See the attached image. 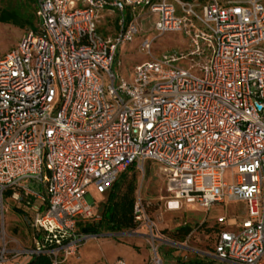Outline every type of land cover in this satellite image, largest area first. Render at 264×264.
<instances>
[{
	"label": "built area",
	"instance_id": "1",
	"mask_svg": "<svg viewBox=\"0 0 264 264\" xmlns=\"http://www.w3.org/2000/svg\"><path fill=\"white\" fill-rule=\"evenodd\" d=\"M32 6L35 28L0 57V264H68L95 237L79 227L101 222L89 189L100 196L148 161L160 166L167 211L242 203L243 217L216 219L212 255L264 264V1ZM104 15L112 35L99 32ZM153 15L157 35L179 33L190 48L152 56L155 38L144 39L148 59L123 78L118 51ZM6 206L23 221L21 238L6 232ZM149 206L139 188L133 219L146 230L148 264H162L157 244L167 242Z\"/></svg>",
	"mask_w": 264,
	"mask_h": 264
},
{
	"label": "rangeland",
	"instance_id": "2",
	"mask_svg": "<svg viewBox=\"0 0 264 264\" xmlns=\"http://www.w3.org/2000/svg\"><path fill=\"white\" fill-rule=\"evenodd\" d=\"M6 8H22L27 14H32V6H29L26 0H0V10ZM157 21L156 15L141 18L138 21L140 31L134 41L122 46L118 51L117 60L120 62V67L114 65L113 68L121 77L128 79L133 67L148 59L138 52V45L144 39L155 38L151 46L152 56L167 52H188L190 48L188 41L181 34L157 35L153 30ZM35 23L36 21L33 20V29ZM33 29L18 22H0V57L16 49L22 35ZM159 168L157 163L148 161L145 163L144 173H137L136 179L137 190L140 188L141 197L150 202L147 213L167 242L157 244L162 264H186L195 260L205 261V259L210 258L209 254L212 252V227L216 223V218L219 215H224L226 219H230L240 215L239 211L241 210H238L235 204H230L225 207L218 206L208 213L204 209H191L189 206L172 213L165 212L162 207L161 196L166 191V185L158 172ZM29 186L34 188L31 183ZM88 196V200L94 203L95 212L100 213L105 198L96 195L91 188L88 191ZM184 226L192 228L190 234L184 239L174 238L173 235L176 230ZM5 228L8 235L21 238V235L14 233L15 229L17 232L23 229L21 218L10 206H6L5 209ZM132 231L137 234V237L132 235L103 236L109 233L102 232V236L98 235V237H93L84 242L79 254L76 258L71 259L68 264H114L117 258L123 259L125 264H139L137 258L140 257L144 260L150 253V246L146 237L140 236L144 230L137 228ZM130 232L124 231L122 233ZM170 241L181 244L183 248L174 247L169 244ZM129 247L133 248L135 254L131 252ZM212 264L226 263L215 262Z\"/></svg>",
	"mask_w": 264,
	"mask_h": 264
},
{
	"label": "trees",
	"instance_id": "3",
	"mask_svg": "<svg viewBox=\"0 0 264 264\" xmlns=\"http://www.w3.org/2000/svg\"><path fill=\"white\" fill-rule=\"evenodd\" d=\"M27 4L32 6L33 0H26ZM191 1V0H184ZM33 20H35L34 8L32 6V14H27L22 8H6L0 10L1 23H20L28 25L33 29ZM137 171L130 167L123 172L113 186L104 194L100 195L105 198L100 211L101 222L93 225H84L79 227L80 232L85 235L96 236L102 232L109 234H118L124 231H132L137 228V224L133 219V204L137 193ZM22 224L23 221L21 220ZM24 226V225H23ZM191 227H180L174 233V238L184 239L191 232ZM217 229L212 227L213 237L217 234ZM17 235L23 236L24 231L14 230ZM214 241V239H213ZM213 251V250H212ZM28 264H50L49 260L44 257L32 259ZM186 264H208L206 262L195 260Z\"/></svg>",
	"mask_w": 264,
	"mask_h": 264
},
{
	"label": "crops",
	"instance_id": "4",
	"mask_svg": "<svg viewBox=\"0 0 264 264\" xmlns=\"http://www.w3.org/2000/svg\"><path fill=\"white\" fill-rule=\"evenodd\" d=\"M110 18L109 17H106V15H104V19H102L101 20V24H100V26H99V32L100 33H102L103 35H105V36H108V35H112L113 34V31L110 29V28H108L111 24H110ZM164 196H165V193L163 194V196H161V197H163L164 198ZM91 202V201H90ZM230 204H235L237 207H238V210L240 209L241 211H239V214L240 215H238L237 217H243L244 216V205L242 204V203H227V204H216V205H214L210 210H213V209H216L218 206H223V207H225L226 205H230ZM162 207H163V209H164V211L165 212H170V211H167V210H165V207H164V202H162ZM209 210V211H210ZM209 211H207V213L209 212ZM226 212V211H225ZM170 213H172V212H170ZM227 213V212H226ZM221 216H224V215H219L218 217H221ZM217 217V218H218ZM216 218V219H217ZM213 227H215V229H220V227L215 223V225H213ZM142 230H144V232L142 233V235H140V236H145L146 235V230H145V228H143V227H140ZM228 229V228H227ZM99 235H101V234H99ZM102 236V235H101ZM103 236H110V234H105V235H103ZM117 236V235H116ZM132 236H134V237H137V234H135V232H134V234H132ZM95 237H98V235H96ZM215 238H216V234H215V236L213 237V239H214V241H213V243H212V250H213V247H214V242H215ZM171 242V241H170ZM172 243V245L174 246V247H178V248H183V246L181 245V244H177V243H175V242H171ZM130 249H131V252L133 253V254H135L134 253V250H133V248H131V247H129ZM81 249V248H80ZM80 251V250H79ZM213 252V251H212ZM212 252L209 254V256H210V258H207V259H205V261H203V262H206V263H208V264H212V263H215V262H217V263H221L220 261H218L213 255H212ZM138 257V256H137ZM137 260H138V263L139 264H148V260H149V254H148V256L143 260V258L141 259L140 257H138L137 258Z\"/></svg>",
	"mask_w": 264,
	"mask_h": 264
},
{
	"label": "water",
	"instance_id": "5",
	"mask_svg": "<svg viewBox=\"0 0 264 264\" xmlns=\"http://www.w3.org/2000/svg\"><path fill=\"white\" fill-rule=\"evenodd\" d=\"M122 233H118V234H110V236H116V235H121Z\"/></svg>",
	"mask_w": 264,
	"mask_h": 264
}]
</instances>
